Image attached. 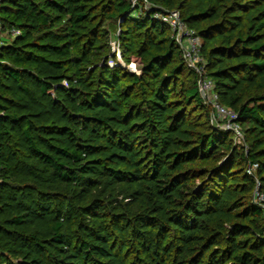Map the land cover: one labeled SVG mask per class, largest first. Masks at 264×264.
Returning <instances> with one entry per match:
<instances>
[{
    "label": "trees",
    "instance_id": "obj_1",
    "mask_svg": "<svg viewBox=\"0 0 264 264\" xmlns=\"http://www.w3.org/2000/svg\"><path fill=\"white\" fill-rule=\"evenodd\" d=\"M151 1L201 37L244 144L130 0H1L22 34L0 48V264H264V0Z\"/></svg>",
    "mask_w": 264,
    "mask_h": 264
},
{
    "label": "built area",
    "instance_id": "obj_2",
    "mask_svg": "<svg viewBox=\"0 0 264 264\" xmlns=\"http://www.w3.org/2000/svg\"><path fill=\"white\" fill-rule=\"evenodd\" d=\"M135 13L152 14L154 18L163 24H167L172 31L178 47L180 48L184 62L187 67L193 71L197 79V89L201 96L203 104L210 109L211 117L210 124L214 128H221L232 133L234 140L244 144L243 127L238 122V113L226 107L220 101V95L216 91V84L207 74V62L202 55V39L196 30L191 29L182 15L176 11H162L151 0H130ZM1 3V0H0ZM22 34L21 29L5 28L0 21V48L6 44L12 43ZM117 59L121 57V49L116 54ZM117 61V65H118ZM109 65L114 67L113 61ZM131 71L135 70L136 64H129ZM258 165H254L247 169L248 174L256 171ZM255 203L264 211V193L260 190L259 182L253 191ZM264 221V219H263Z\"/></svg>",
    "mask_w": 264,
    "mask_h": 264
},
{
    "label": "rangeland",
    "instance_id": "obj_3",
    "mask_svg": "<svg viewBox=\"0 0 264 264\" xmlns=\"http://www.w3.org/2000/svg\"><path fill=\"white\" fill-rule=\"evenodd\" d=\"M156 6L158 7V9H161L162 11H165V10L173 11L167 7L162 6L161 4H157ZM103 28H104V31L107 32V38L105 40H106V43L108 44L109 49L112 51L113 54H115V55L118 54L120 51L118 35L120 34V30H121V20H118V19L108 20L104 23ZM117 61H118L119 65H122V67L125 70H127L131 73H134V72L139 73L140 72V65L137 64L136 62L133 63V64H136L135 70L131 71L129 69V66L124 64V62L122 61V58L117 59ZM178 80H179V86H182V85L184 86V84H186V86L191 87L194 84V79H192V77L188 73H185L184 76ZM195 111L197 112L196 117L198 119H201L202 110H200V109L196 110V106H195ZM201 122H205V121L202 120Z\"/></svg>",
    "mask_w": 264,
    "mask_h": 264
}]
</instances>
